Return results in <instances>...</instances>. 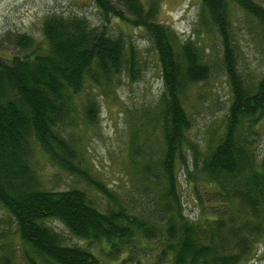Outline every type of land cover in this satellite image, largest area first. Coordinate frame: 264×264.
Segmentation results:
<instances>
[{"label": "trees", "instance_id": "obj_1", "mask_svg": "<svg viewBox=\"0 0 264 264\" xmlns=\"http://www.w3.org/2000/svg\"><path fill=\"white\" fill-rule=\"evenodd\" d=\"M92 2L99 24L91 25L85 15L63 17L53 12L42 19L39 42L25 33H7L0 41V46L7 41L14 47L0 50V211L12 220L13 234L24 249V264L125 260L140 254L139 241L154 242V248L144 246L154 254L153 264L248 261L264 240V152L253 146L264 115V72L246 79L238 70L230 13L240 8L264 33V5L255 0H199L206 24L220 38L230 95L223 129L201 154L189 137L192 117L182 99L191 86L205 84L211 74L203 47L190 38L179 40L158 18L161 0ZM114 22L144 31L163 85L158 118L163 150L158 172L151 178L155 191L136 214L125 212L121 205L100 209L79 187L45 188L40 167L33 161L36 152L45 153L54 167L80 175L99 195L113 198L78 165L80 153L72 129L78 120L96 123L99 106L94 92L102 91V84L119 82L125 73L140 76L139 51L126 32L110 31ZM179 166L194 185L214 188L211 205L203 204L199 196L196 217L184 211ZM148 168L143 167L146 174Z\"/></svg>", "mask_w": 264, "mask_h": 264}, {"label": "rangeland", "instance_id": "obj_2", "mask_svg": "<svg viewBox=\"0 0 264 264\" xmlns=\"http://www.w3.org/2000/svg\"><path fill=\"white\" fill-rule=\"evenodd\" d=\"M255 1L264 5V0ZM53 12L63 17L85 15L91 25L100 23L92 0H0V41L7 33H25L34 38L35 43L39 42L42 19ZM158 18L176 32L179 40L190 38L200 44L204 49L205 60L211 67L206 83L191 86L182 99L192 117L189 137L198 144L203 154L206 146L215 142L223 129V117L230 97L227 78L221 66L220 38L206 24L199 0H161ZM230 22L238 70L246 79L260 77L264 72V33L260 25L235 7L231 10ZM121 30L131 36L139 51V59L143 64L140 76L132 78L131 74L125 73L119 82L112 80L109 85L102 84L103 90L94 92L99 106L96 123L86 125L78 120L77 126L72 129L77 135L80 153L78 165L93 181L108 188L113 198L99 195L94 185L80 175L54 167L45 153L36 152L33 161L40 167L45 188L59 190L79 187L88 191L100 209L105 206L114 209L121 205L125 212L134 211L136 214L143 208L141 204L148 195L155 191L151 177L158 172L157 164L163 150L158 124L159 97L163 85L158 75L154 50L144 31L122 23L110 24L112 33ZM6 42L2 43L0 50L13 51L14 47ZM260 120L255 129L253 146L257 151L264 152V115ZM187 157L190 159L192 155L188 153ZM188 158L191 169V160ZM144 166L149 167L148 174L143 171ZM178 171V190L184 211L186 215L196 217L201 204L200 197L203 204L211 205L214 188L207 183L194 185L186 177L184 168L179 166ZM56 226L58 230L64 231L61 225ZM13 228L7 213L0 211V264L25 263L24 249L19 245V237L13 234ZM75 241L69 237L70 243ZM138 244L143 246L139 249L140 254L127 256L125 260L106 259L104 264H153L154 254L144 246L154 248V242L139 241ZM240 264H264V240L255 255Z\"/></svg>", "mask_w": 264, "mask_h": 264}, {"label": "bare ground", "instance_id": "obj_3", "mask_svg": "<svg viewBox=\"0 0 264 264\" xmlns=\"http://www.w3.org/2000/svg\"><path fill=\"white\" fill-rule=\"evenodd\" d=\"M191 22V21H190ZM127 58V57H126ZM138 72V71H137ZM120 80V79H119ZM58 101V100H57ZM230 103V102H229ZM136 107V106H135ZM245 142V141H244ZM190 162V161H189ZM150 176V175H149ZM152 178V177H151ZM85 186V185H84ZM246 201V200H245ZM4 237V236H3Z\"/></svg>", "mask_w": 264, "mask_h": 264}]
</instances>
